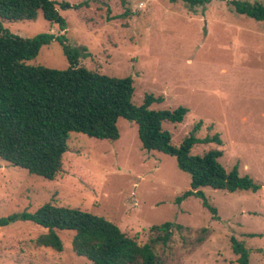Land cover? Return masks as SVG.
<instances>
[{
    "label": "rangeland",
    "instance_id": "1",
    "mask_svg": "<svg viewBox=\"0 0 264 264\" xmlns=\"http://www.w3.org/2000/svg\"><path fill=\"white\" fill-rule=\"evenodd\" d=\"M51 1L88 6L58 8L64 31L41 12L32 21L3 24L26 39L53 36L29 65L65 70L69 62L59 42L64 39L81 52L79 66L132 78L134 104L153 94L164 101L152 109L186 108L181 123L163 124L173 145L201 122L197 137L219 134L223 144L196 145L191 153L222 150L218 161L227 172L237 165L240 176L261 188L256 193L202 188L215 215L195 197L177 205L175 199L190 190V176L174 157L143 150L136 124L119 119L115 141L71 133L62 172L53 181L0 159V218L34 213L45 203L68 206L114 223L139 245L156 236L152 226L171 222L183 230H173L166 248L155 246L168 264H238L231 237L249 250L248 264H264V21L239 15L219 0L193 9L170 0ZM45 233L30 221L1 227L0 264H92L73 252V231H56L61 252L36 246Z\"/></svg>",
    "mask_w": 264,
    "mask_h": 264
},
{
    "label": "trees",
    "instance_id": "2",
    "mask_svg": "<svg viewBox=\"0 0 264 264\" xmlns=\"http://www.w3.org/2000/svg\"><path fill=\"white\" fill-rule=\"evenodd\" d=\"M181 1L190 9L205 7L212 0ZM227 2L239 15L264 21V3L219 0ZM88 4L70 6L51 0H0V159L25 170L31 176L53 181L62 172L63 155L71 133L91 138L115 141L119 139L117 122H134L141 147L147 152H159L175 158L177 168L190 176V190L175 199L180 205L189 197L201 200L202 206L217 214L202 188L229 193L251 191L261 187L250 176H240L235 165L227 172L219 163L223 151L211 149L202 155H193L196 145L221 146L219 134L197 137L202 123H196L190 133L175 146L171 134L163 124H179L188 110L152 109L161 104L162 96L146 94L142 103H133L134 87L130 77L107 76L78 65L81 52L70 49L65 40H59L69 66L56 70L42 65H29L43 46L54 38L40 34L31 39L11 34L4 23L32 21L41 12L43 18L65 30L60 9L79 10ZM124 15L113 19L123 18ZM16 221H30L46 230L35 240L37 247L56 252L63 244L56 231H73V252L92 264H168L155 252V246L166 248L173 230L181 231L179 224L165 222L151 227L156 236L139 245L114 223L78 208L45 203L34 213L23 212L0 218V228ZM203 233L206 229L201 230ZM254 237V234L247 235ZM203 242L200 237L198 243ZM231 250L238 264H248L249 250L235 237L230 238Z\"/></svg>",
    "mask_w": 264,
    "mask_h": 264
}]
</instances>
